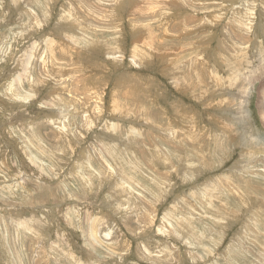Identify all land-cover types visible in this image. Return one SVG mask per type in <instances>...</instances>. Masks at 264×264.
Here are the masks:
<instances>
[{"label": "rangeland", "instance_id": "1", "mask_svg": "<svg viewBox=\"0 0 264 264\" xmlns=\"http://www.w3.org/2000/svg\"><path fill=\"white\" fill-rule=\"evenodd\" d=\"M264 0H0V264H264Z\"/></svg>", "mask_w": 264, "mask_h": 264}, {"label": "bare ground", "instance_id": "2", "mask_svg": "<svg viewBox=\"0 0 264 264\" xmlns=\"http://www.w3.org/2000/svg\"><path fill=\"white\" fill-rule=\"evenodd\" d=\"M263 96H264V94H263ZM264 99V98H263Z\"/></svg>", "mask_w": 264, "mask_h": 264}]
</instances>
